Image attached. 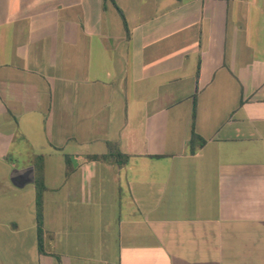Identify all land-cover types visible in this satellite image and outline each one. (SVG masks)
Wrapping results in <instances>:
<instances>
[{
    "label": "crops",
    "instance_id": "crops-1",
    "mask_svg": "<svg viewBox=\"0 0 264 264\" xmlns=\"http://www.w3.org/2000/svg\"><path fill=\"white\" fill-rule=\"evenodd\" d=\"M0 264H264V0H0Z\"/></svg>",
    "mask_w": 264,
    "mask_h": 264
},
{
    "label": "trees",
    "instance_id": "trees-1",
    "mask_svg": "<svg viewBox=\"0 0 264 264\" xmlns=\"http://www.w3.org/2000/svg\"><path fill=\"white\" fill-rule=\"evenodd\" d=\"M110 1L115 4V0H110ZM118 10H119L121 16L123 17V19H125L122 12L120 11V9H118ZM124 23L126 25L125 20H124ZM193 118H194V116H193ZM205 143H206V141L195 132L194 127H193L191 139L189 142L190 152L195 153L197 148L203 147L205 145ZM102 158H109V159H112L113 161H115L116 163H118L119 165H123L128 161L129 156L121 153L118 144L109 143L108 144V154L103 156ZM39 186H40V183H39ZM42 197H43V189L39 190L38 195H37V224H38L39 251L40 252H44L43 244H42V237H43V213H42L43 198Z\"/></svg>",
    "mask_w": 264,
    "mask_h": 264
}]
</instances>
